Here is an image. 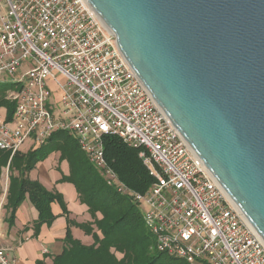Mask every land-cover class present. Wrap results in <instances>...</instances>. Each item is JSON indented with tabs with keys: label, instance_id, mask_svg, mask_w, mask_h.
I'll use <instances>...</instances> for the list:
<instances>
[{
	"label": "built area",
	"instance_id": "obj_1",
	"mask_svg": "<svg viewBox=\"0 0 264 264\" xmlns=\"http://www.w3.org/2000/svg\"><path fill=\"white\" fill-rule=\"evenodd\" d=\"M0 83L16 85L8 95L14 116L0 122V151L10 161L28 143L38 148L69 133L108 184L140 204L160 253L188 264H264V240L144 87L87 0H0ZM106 136L143 149L140 157L155 179L145 195L129 191L108 165ZM0 264L19 263L0 246Z\"/></svg>",
	"mask_w": 264,
	"mask_h": 264
},
{
	"label": "water",
	"instance_id": "obj_2",
	"mask_svg": "<svg viewBox=\"0 0 264 264\" xmlns=\"http://www.w3.org/2000/svg\"><path fill=\"white\" fill-rule=\"evenodd\" d=\"M264 240V0H87Z\"/></svg>",
	"mask_w": 264,
	"mask_h": 264
},
{
	"label": "trees",
	"instance_id": "obj_3",
	"mask_svg": "<svg viewBox=\"0 0 264 264\" xmlns=\"http://www.w3.org/2000/svg\"><path fill=\"white\" fill-rule=\"evenodd\" d=\"M15 89V84L0 83V111L7 122L15 113V104L8 98L9 92ZM104 148L107 163L120 182L129 191L145 195L155 179L140 157L143 149L131 147L116 136H106ZM56 152L61 154L60 160L67 161L70 167V175L63 181L74 185L80 202L89 208L93 222L77 224L67 220L66 247L63 254L55 258L54 264H188L157 250L140 204L131 194L119 192L115 186L109 185L89 162L76 139L65 132L56 133L46 143L26 154H16L11 161L9 153L0 151V176L8 167L10 173L5 206L10 226L15 224L17 211L26 200L38 212L34 237L39 236L43 226L50 227L56 221L53 204H59L64 214L69 216L60 193L51 192L29 178L39 163ZM72 227L92 236L94 245L87 247L74 239ZM117 254L122 257L119 259Z\"/></svg>",
	"mask_w": 264,
	"mask_h": 264
},
{
	"label": "crops",
	"instance_id": "obj_4",
	"mask_svg": "<svg viewBox=\"0 0 264 264\" xmlns=\"http://www.w3.org/2000/svg\"><path fill=\"white\" fill-rule=\"evenodd\" d=\"M52 162L44 161L29 174L32 181L41 183L47 190L58 192L64 197L69 216H66L62 207L55 203L52 212L57 217L52 226H43L38 237H34V223L38 219L37 210L26 200L16 214L15 224L8 223V213L5 209L0 221V246L9 250L10 257L19 264H54L56 257L61 256L65 250L64 239L67 233L68 219L77 224L93 222L89 208L82 204L74 185L64 182V177H69L70 167L67 161H61L59 152L49 156ZM101 218V215L98 214ZM74 239L83 245H94L92 236L85 234L77 227L71 228ZM101 236V234L98 232ZM120 259L122 256L117 254Z\"/></svg>",
	"mask_w": 264,
	"mask_h": 264
},
{
	"label": "rangeland",
	"instance_id": "obj_5",
	"mask_svg": "<svg viewBox=\"0 0 264 264\" xmlns=\"http://www.w3.org/2000/svg\"><path fill=\"white\" fill-rule=\"evenodd\" d=\"M3 119V112L0 111V122H2ZM36 148H34V146H32L30 143L26 144L23 149L19 152L20 154H26L31 150H34ZM54 158L51 156L50 158L48 157L45 161L48 162H52ZM7 170L8 168H6L5 170H3L2 175L0 176V197L3 195V183L7 178ZM4 174V175H3ZM10 176L9 170H8V178ZM141 207V206H140Z\"/></svg>",
	"mask_w": 264,
	"mask_h": 264
}]
</instances>
